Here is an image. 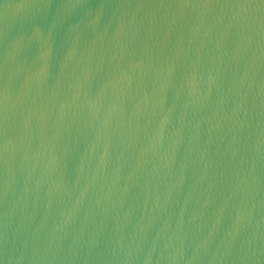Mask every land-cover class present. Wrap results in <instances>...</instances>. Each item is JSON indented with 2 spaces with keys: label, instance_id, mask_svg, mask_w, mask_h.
Wrapping results in <instances>:
<instances>
[{
  "label": "water",
  "instance_id": "1",
  "mask_svg": "<svg viewBox=\"0 0 264 264\" xmlns=\"http://www.w3.org/2000/svg\"><path fill=\"white\" fill-rule=\"evenodd\" d=\"M0 264H264V0H0Z\"/></svg>",
  "mask_w": 264,
  "mask_h": 264
}]
</instances>
